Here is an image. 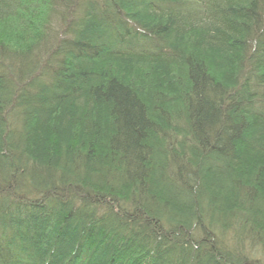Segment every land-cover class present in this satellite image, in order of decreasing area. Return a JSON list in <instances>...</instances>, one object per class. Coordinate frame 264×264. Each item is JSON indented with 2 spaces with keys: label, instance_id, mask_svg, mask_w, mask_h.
Here are the masks:
<instances>
[{
  "label": "trees",
  "instance_id": "16d2710c",
  "mask_svg": "<svg viewBox=\"0 0 264 264\" xmlns=\"http://www.w3.org/2000/svg\"><path fill=\"white\" fill-rule=\"evenodd\" d=\"M0 264H264V0H0Z\"/></svg>",
  "mask_w": 264,
  "mask_h": 264
}]
</instances>
